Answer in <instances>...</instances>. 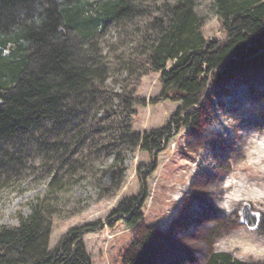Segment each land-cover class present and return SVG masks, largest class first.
I'll return each instance as SVG.
<instances>
[{
  "label": "trees",
  "instance_id": "16d2710c",
  "mask_svg": "<svg viewBox=\"0 0 264 264\" xmlns=\"http://www.w3.org/2000/svg\"><path fill=\"white\" fill-rule=\"evenodd\" d=\"M86 0H0V179L45 169L47 194L31 204L17 225L0 224V264H94L85 237L119 222L134 228L143 217V194L121 198L106 222L70 228L49 248L62 175L93 166L83 154H113L111 179L101 197L125 182L127 152L155 157L173 130L195 122L210 86L251 69L264 70V0H212L225 37L204 35L207 18L197 0H106L85 13ZM90 5H92L90 3ZM135 26V51L118 69L130 80L121 90L106 86L110 60L100 28ZM160 75V101L180 106L162 127L133 128L142 77ZM135 241L132 264H149L147 241ZM184 260V259H182ZM206 264H264L211 250Z\"/></svg>",
  "mask_w": 264,
  "mask_h": 264
},
{
  "label": "rangeland",
  "instance_id": "374dc122",
  "mask_svg": "<svg viewBox=\"0 0 264 264\" xmlns=\"http://www.w3.org/2000/svg\"><path fill=\"white\" fill-rule=\"evenodd\" d=\"M105 1L86 0L85 13ZM197 3L207 18L206 38L223 39L212 0ZM136 33L135 26L120 23L100 28L95 35L111 61L105 84L117 91L130 82L118 64L135 51ZM161 92L159 74L142 77L137 96L145 105L136 106L135 131L164 126L178 109V102L160 101ZM194 120L179 132L173 130L154 158L138 148L128 151L125 182L111 198L101 197L100 191L111 179L114 155L86 148L83 154L94 173L79 168L62 175L65 187L58 197L49 248L70 228L106 222L121 198L143 194V217L136 227L119 222L113 229L86 235L94 264H132L129 258L139 250L135 241L149 230V264H206L211 250L264 262V70L251 69L210 86ZM52 177L43 169L7 181L1 178L0 224L17 225L20 216L31 212V204L47 194ZM245 204L259 216L253 229L242 221Z\"/></svg>",
  "mask_w": 264,
  "mask_h": 264
},
{
  "label": "water",
  "instance_id": "95a60500",
  "mask_svg": "<svg viewBox=\"0 0 264 264\" xmlns=\"http://www.w3.org/2000/svg\"><path fill=\"white\" fill-rule=\"evenodd\" d=\"M242 221L249 228L253 229L258 225L259 216L255 212L250 204H245L241 211Z\"/></svg>",
  "mask_w": 264,
  "mask_h": 264
},
{
  "label": "clouds",
  "instance_id": "9594fccd",
  "mask_svg": "<svg viewBox=\"0 0 264 264\" xmlns=\"http://www.w3.org/2000/svg\"><path fill=\"white\" fill-rule=\"evenodd\" d=\"M252 139H253V141H255V137H253ZM260 143H264V140H261Z\"/></svg>",
  "mask_w": 264,
  "mask_h": 264
}]
</instances>
